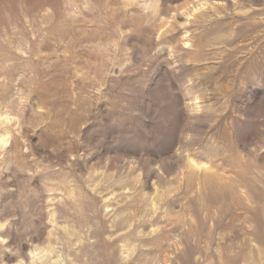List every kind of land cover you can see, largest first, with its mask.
Masks as SVG:
<instances>
[{
  "label": "rangeland",
  "instance_id": "374dc122",
  "mask_svg": "<svg viewBox=\"0 0 264 264\" xmlns=\"http://www.w3.org/2000/svg\"><path fill=\"white\" fill-rule=\"evenodd\" d=\"M0 264H264V0H0Z\"/></svg>",
  "mask_w": 264,
  "mask_h": 264
}]
</instances>
